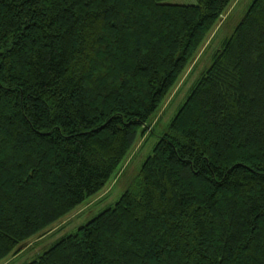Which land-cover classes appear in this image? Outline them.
Here are the masks:
<instances>
[{
	"label": "trees",
	"instance_id": "obj_1",
	"mask_svg": "<svg viewBox=\"0 0 264 264\" xmlns=\"http://www.w3.org/2000/svg\"><path fill=\"white\" fill-rule=\"evenodd\" d=\"M230 1L0 0V261L97 195L153 133ZM23 264H264V0L115 203Z\"/></svg>",
	"mask_w": 264,
	"mask_h": 264
},
{
	"label": "rangeland",
	"instance_id": "obj_2",
	"mask_svg": "<svg viewBox=\"0 0 264 264\" xmlns=\"http://www.w3.org/2000/svg\"><path fill=\"white\" fill-rule=\"evenodd\" d=\"M252 0H231L212 29L207 33L200 47L185 69L175 80L173 87L164 97L160 107L150 122L153 133H145L137 138L131 150L119 166L117 172L103 189L92 198L66 214L60 220L47 227L41 233L21 243V253L9 255L0 264H23L36 257L45 247L65 233H72L92 215L105 206H111L124 191L127 182L138 169L142 161L151 154L152 146L162 128L169 122L186 98L191 87L197 81L200 72L209 64L210 59L219 49L233 27L242 17ZM175 3H192L194 0H173ZM126 173V176L123 173ZM128 174V175H127ZM123 175V176H122ZM90 215V216H89ZM46 235L43 236V234ZM41 236H43L41 238Z\"/></svg>",
	"mask_w": 264,
	"mask_h": 264
}]
</instances>
